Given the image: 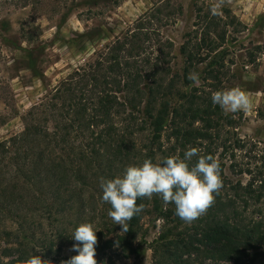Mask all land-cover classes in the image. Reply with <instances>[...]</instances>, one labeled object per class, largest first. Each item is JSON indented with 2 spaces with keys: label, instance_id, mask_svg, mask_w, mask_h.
Segmentation results:
<instances>
[{
  "label": "trees",
  "instance_id": "trees-1",
  "mask_svg": "<svg viewBox=\"0 0 264 264\" xmlns=\"http://www.w3.org/2000/svg\"><path fill=\"white\" fill-rule=\"evenodd\" d=\"M83 1L95 7L114 3ZM161 11L157 5L144 14L27 112L24 130L0 144L6 168H13L7 175L15 191L26 192L34 214L109 217L100 177L115 178L144 159L183 158L189 146L197 147L218 159L223 179L207 214L187 228L173 204L165 207L158 196L138 200L143 211L106 248L139 256L134 243L142 220L151 217L164 223L150 247L156 264H264V141L239 137L235 114L225 115L211 100L214 91L226 89L222 60L209 61L221 47L222 21L200 17L208 24L201 38L188 35L180 49L183 67L176 70L172 43L159 41L151 51L145 46L156 33L150 21ZM161 47L169 51L166 56ZM190 72L199 73V84L187 78ZM23 229L8 233L19 239L4 250L14 260L0 264H22L33 254L32 238Z\"/></svg>",
  "mask_w": 264,
  "mask_h": 264
},
{
  "label": "rangeland",
  "instance_id": "rangeland-1",
  "mask_svg": "<svg viewBox=\"0 0 264 264\" xmlns=\"http://www.w3.org/2000/svg\"><path fill=\"white\" fill-rule=\"evenodd\" d=\"M215 2L114 0L95 7L83 0H0V144L24 130L23 118L28 111L54 93L76 70L91 63L96 53L115 38L134 28L135 22L157 5H161L162 13L151 19L149 26L156 33H152L151 42L145 46L151 51L159 41L172 43L176 70L183 67L180 49L188 35L194 33L201 38L208 24L202 23L200 17L222 21L217 41L221 47L210 54L209 61L222 60L225 68L222 87H239L251 99L249 111L235 114L238 136L264 141V0H231L217 16L210 11ZM161 50L165 56L169 53L162 47ZM7 162L0 154V204L4 206L0 209L2 261L14 260L4 250L19 240L17 235L8 233L20 225L32 238L29 250L33 254L37 249L43 250V258L60 264L78 255L72 250L76 243L71 237L74 230L81 223H93L100 229L96 232L97 264H156L150 247L162 233L163 221L155 222L151 217L142 220L143 230L134 243L139 247V256H125L128 253L122 254L116 246L109 250L106 244L123 234L120 225L114 224L110 217L34 214L26 192L15 191V184L7 175L13 168H6ZM183 226L188 228L191 224ZM50 242L54 245L51 250V244L47 245Z\"/></svg>",
  "mask_w": 264,
  "mask_h": 264
},
{
  "label": "clouds",
  "instance_id": "clouds-1",
  "mask_svg": "<svg viewBox=\"0 0 264 264\" xmlns=\"http://www.w3.org/2000/svg\"><path fill=\"white\" fill-rule=\"evenodd\" d=\"M230 2L216 0L211 5V14L220 15ZM187 78L194 84L200 83L197 72H190ZM211 100L225 115L247 112L252 107L249 95L239 87L214 91ZM194 157L196 161L192 163ZM99 186L102 189V201L111 205L108 216L114 224L122 227V233H126L129 222L144 209V205L137 201L151 200L153 196H158L165 207L173 204L175 215L185 224H192L206 215L214 205L215 197L223 188V179L216 157L202 155L199 148L189 146L183 158L170 155L155 162L144 159L142 163L126 166L123 174L115 178L100 177ZM99 230L93 223H81L71 236L76 241L72 250L78 255L60 264H97L96 232ZM36 251L41 255L31 254L22 264H54L52 260L43 258V250Z\"/></svg>",
  "mask_w": 264,
  "mask_h": 264
}]
</instances>
